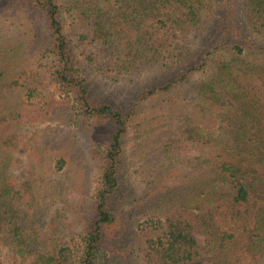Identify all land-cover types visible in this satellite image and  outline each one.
Returning a JSON list of instances; mask_svg holds the SVG:
<instances>
[{
	"label": "trees",
	"instance_id": "16d2710c",
	"mask_svg": "<svg viewBox=\"0 0 264 264\" xmlns=\"http://www.w3.org/2000/svg\"><path fill=\"white\" fill-rule=\"evenodd\" d=\"M90 65L144 91L127 110L95 101ZM51 79L112 126L78 239L48 220L70 186L16 173ZM139 217L129 264H202L197 233L213 264H264V0H0V264H106L107 232Z\"/></svg>",
	"mask_w": 264,
	"mask_h": 264
},
{
	"label": "rangeland",
	"instance_id": "374dc122",
	"mask_svg": "<svg viewBox=\"0 0 264 264\" xmlns=\"http://www.w3.org/2000/svg\"><path fill=\"white\" fill-rule=\"evenodd\" d=\"M92 52L94 47L88 46L86 55ZM84 69L95 101L107 100L127 110L144 91L141 85H131L125 79L115 82L105 77L95 66ZM73 104L74 94L64 91L52 79L40 86V93L24 110L30 122L17 155L20 164L16 173L21 182L31 181L35 192L42 185L52 188L55 179L70 186L65 205L61 203L48 210V220L60 215L57 223L63 222L64 232L78 239L92 217L93 194L102 171L100 152L111 137L112 126L108 121L81 117ZM131 135L127 139V149L132 146ZM61 158L64 159L62 164L59 163ZM132 173L131 170L125 172L122 179L125 189L118 198V205L135 196L137 180L130 175ZM136 220L129 224L127 231L119 228L107 232L106 264H129L135 256L143 239L139 226L144 227L146 222L143 217ZM194 236L201 248L202 264H213L204 251L206 237L198 233Z\"/></svg>",
	"mask_w": 264,
	"mask_h": 264
}]
</instances>
